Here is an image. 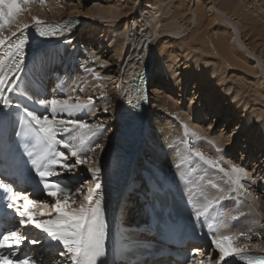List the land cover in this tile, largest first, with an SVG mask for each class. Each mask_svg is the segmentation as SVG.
Masks as SVG:
<instances>
[{"label": "rangeland", "instance_id": "1", "mask_svg": "<svg viewBox=\"0 0 264 264\" xmlns=\"http://www.w3.org/2000/svg\"><path fill=\"white\" fill-rule=\"evenodd\" d=\"M60 1H62L66 5L72 6V9L70 11H66V9L63 10L66 11L67 14H64L62 11H56L55 13H53L43 0H28L27 3H25L24 0H21V6L23 8L22 12H24V14L20 19L33 21V23L29 25V30L27 29L26 31H29L28 33L36 30V21H34V19L37 20L38 18L49 20L57 17H65L67 15L71 17V19L77 18L79 20H82L84 23H82L83 25L80 28L76 26V29L78 31L73 34L69 32V34L66 33L62 36L47 41L46 43H44V48L37 45L28 48L31 52L27 51L24 54L25 60L24 65L22 66L23 72L19 73L23 76V80L18 82L19 90L26 93L27 90H29L28 87L33 88V92L35 93L34 95L36 96V98L33 99V102L38 107H40V109H43L42 111L44 114H51V109L44 108L43 105L40 104L41 100L59 98L68 99L70 103H78V99L88 101L89 98H92L94 103V110L91 111L90 114L86 111L83 112L82 118L84 120L90 119L94 122L101 121L100 123L103 124V119H111L112 117H114L115 122L118 121L116 127L113 128L114 120L108 121L106 127H110H108V131L103 137H107L108 134L110 135L111 133H113V131L114 134H118L119 132L123 133L122 127H124L125 125L122 124L126 114L129 112V109L125 110V108H127L128 106V85L130 86L129 82L132 79V75L137 72V69L140 66V64L137 62V59H135V56L136 54H140V47L142 43L144 41H147L149 42L151 50L154 53V57L152 58L153 70L148 80L149 85L147 83L148 89L146 92L148 93L149 91L148 96L153 97L155 94H152L151 91L157 90V95L164 99V101L169 100L171 104H175L181 109V111H179L180 113H182L183 115L187 114L189 118H186V121H184L185 123L180 122L179 119L176 118V114H169V117L171 119L174 117L175 119L173 118V120H177L176 122L178 124L182 123L181 126H183L184 129L186 128L185 126H187L189 129H192L193 126L197 125L199 129L202 130V134H204L203 132L206 131L207 133L205 132V134L207 135L213 134L215 136L221 134L222 136H224V138H226L227 147L224 152L221 150L219 151V153L221 154L219 155V157H221L227 163L230 162V165L236 164L240 167H243L248 172V176L245 178V180H242V183L246 188H249L248 191L252 194V196H254L258 201L261 202V204L264 205V145L259 146L261 144L258 143L260 142L259 137H264V107L259 104L260 102L255 100L252 95L253 92L251 88H249L254 84L264 83V69H262V64H264V62L263 60L259 61L255 55L251 54V52L246 49L245 45L242 43L240 33L237 29L236 20H234V18H231L230 16H228V18H230L228 19L221 14V11L224 10L233 12L234 8L237 6L235 0H233V4L228 3L227 0H164L163 2H161L160 0ZM198 1L204 2L202 8L209 18V21H213L212 24L214 23L215 26L218 24L224 26V31L226 30L232 36L231 42L233 43L234 48L239 52L245 54L246 57L251 58L253 66L256 67L259 71L258 76L248 77L240 71H233L231 68H229V70L225 72H220V69L216 65L215 59L213 60V58L209 54H205L204 52H202L199 47L194 45L190 46V44H188L190 39L192 40V38L195 37V34L197 35L204 30L202 29L197 31L196 29L197 13L195 11V5ZM256 1V4L258 5L249 4V2L252 1L245 0L247 4L244 9V13L247 18H253L252 21H260L261 18L259 17H263L264 15V0ZM32 7H34L33 11L37 16H33L32 13L29 12L30 10H27V8L31 9ZM103 8L111 9L113 11V14L106 15L103 12ZM174 10H177L180 15H174ZM212 17H214V20H212ZM43 22V26L48 24L46 21ZM0 23H4V21L0 20ZM261 24L264 26V20L261 21ZM8 25L6 24V26ZM18 25L19 22H15L10 27H18ZM213 25L210 26L209 29L212 30V28H215ZM76 29L73 30L75 31ZM107 29H109V32L105 34L104 30ZM6 30L7 28L3 29L2 33H7ZM72 35L77 39L78 43L83 41L84 43H91L92 41L95 42L94 44L92 43L91 46L97 49L98 52L101 51L96 56V58L101 59L102 63L105 66H107L109 69L111 68V70H113V73L111 75H114L115 78L118 79V82L114 85V94L112 95V99L110 98L107 102L105 98L98 96L100 95L99 89L101 88V86L99 85V79H101L102 83V79H104L102 75L97 76L95 70H88V68H86L85 72H81L80 77L78 76L79 74L73 72L74 64H70L69 62L72 61L71 58H73V55L75 54V56H77V54L75 53L76 46L73 44L74 42H72L74 40L70 38ZM104 35H106L105 38L99 39L101 36L104 37ZM120 35H123L124 39V44L122 42L123 46L121 45V48L120 45L115 43L116 38ZM69 40L71 41V45L73 44V46L70 48V54L68 53L67 59V53L63 50L67 46H70ZM5 47H7V43L3 47H0V56L3 54V51H5ZM167 47H169V50L178 48L174 56L173 54L169 55V57L171 58L172 56L176 58L174 59V63H172L173 72L171 71V68H169V72L168 70L165 71L163 67H160L159 57L162 54V50ZM63 53V57L66 59V62H63L64 60L61 57ZM4 61H1V63ZM14 61H17V58H14V60H12L9 65L10 68L9 66L6 67V73L11 74L9 70L14 67ZM47 61H50L48 72L44 70V64L46 65ZM55 61L57 63H55ZM38 67L39 70L37 72ZM144 69H147V67L145 66ZM175 76L176 80H174ZM90 82H93L94 85H92V83ZM35 86H37L36 92L34 91ZM220 88L221 90L219 91ZM216 90L219 94H215ZM40 92L42 93L40 94ZM211 97H214V99L216 100L220 98V100H218L217 104L214 105V101H210ZM115 98L117 101L115 100ZM226 99L227 101L224 106L223 103ZM108 104V108L110 107L111 110L108 114H102V112L104 111V107H106V105ZM152 106L153 100L150 99L151 110H149V123L151 120L150 116L153 115L156 111V109L155 111H152ZM112 107H115V109H113ZM96 110H98V113L96 112ZM135 110L136 109H133L132 111ZM135 113L137 112L135 111ZM66 117H68L67 114H61L60 116H57L56 119L60 120V118L65 119ZM200 117H203L205 119V122L201 121ZM231 118L232 121L230 120ZM241 119L244 122L243 124L246 125L245 128H242ZM188 120L192 125L189 124L190 122H188ZM151 122L155 123V126L156 124L160 123L159 121L158 123L157 121L154 122V120H151ZM204 124L206 125V128H203ZM257 124L258 127L253 135L254 139L252 138V140H250L251 135H247L246 131L248 130V128H250V126ZM240 128H242V130H240ZM122 133H120V136L118 134L119 139L121 138ZM110 137L111 136H109V138ZM139 137L140 140L137 144V150L131 158L132 160L130 164L127 166L130 172L128 179H126V183H130L129 186L131 185L132 187H134L133 181L136 180V182L139 183L140 189L143 187L142 182L146 177L143 175V171L147 172V170L143 168L142 163L145 161L146 166L150 170L152 169V167L148 164L146 158H144L143 156L147 155L146 153H148V151L146 152V149H156V145L153 144V140L146 137L145 132L143 133L142 137L141 135ZM109 138L107 139L109 140ZM186 138L188 139V146L190 147L189 149L191 151L200 149L206 157L214 159L215 154L213 152L215 151V149L211 151L209 147H204L201 145L202 141L207 143L206 139L200 137L196 139L195 144L194 140L187 137V135ZM119 139H117V145L120 143ZM122 139L124 140L125 138L123 137ZM91 140L92 139H90L89 141ZM103 140L104 139H101L99 140L98 144L97 142L95 144L100 146ZM140 142L142 143L141 151L139 153V157H137L138 159H136ZM97 145L95 146V148L97 147ZM117 145L115 146V152L117 151ZM93 146L91 145L90 147L93 148ZM101 153L102 149L100 148L94 154L95 160H97L99 163L102 162L99 161L102 159ZM190 155L192 156V154ZM192 157L193 161H197L196 167L193 168L187 164L177 166L182 167L184 170H187V175L190 179L189 182H181V180H183L182 176H180L181 178L177 176V178L175 177L174 179H172V181L175 182L176 185H178L182 192L188 194L186 192L188 190L189 192L194 193V195L197 194L198 196H200L202 202L198 201L200 203L199 205L206 206L209 205L210 202H206L207 198H202V192H204L207 196L206 185L209 184V179L205 176L204 179L201 180L203 182L206 181V185L202 187L203 191H199L194 181H197L196 178H198V174L200 176V171L198 170H203L204 167H210H207V165L203 164V162L200 161L195 155ZM221 166L228 165H225V163H221ZM93 167L96 166L94 165ZM224 168L226 169V167ZM154 174L152 171L153 176ZM159 177L161 176L158 175L151 179H157ZM77 178L82 182L90 181V183L85 184L86 186L84 185L83 191L85 194L87 193L89 187H94L95 185V180L92 179L90 173L87 171V165H85V170H82L81 168L80 171L77 172ZM79 191L77 192V195L79 194ZM223 191L224 193L219 197H221V201L223 200L225 202L228 197H231L233 191L231 189V186H225ZM197 195H195L194 197H198ZM82 199L83 197L80 196L77 200V203L74 204L73 207H78L79 202ZM240 203L241 201H238V203L225 202V206L226 204H229L228 212L229 214L231 213L228 217L229 223L233 222L236 219H240H235V215H233V213H235L237 216H241V221L243 222V225H241V231H244L245 233L251 230L253 228V226L251 227V225L254 224H245L250 218V213L247 212L245 208L243 209V204ZM121 204L122 201L119 202V204L116 206L120 207ZM211 204L217 205L213 203ZM125 205H123V207H126ZM125 212L126 213L122 215L124 224L122 225V227H124L128 235H132V232L138 234L140 232V229L139 226L134 227V225L136 224L132 221L134 219L132 216L133 214H131L130 216V214L127 213V208ZM238 221L240 222V220ZM229 223L227 224L228 232L232 234H235L236 232L240 233V231L237 230L239 228H234ZM236 226H239V224H237ZM261 229H259V231H256V233L258 232L257 235H261ZM262 242H264V239L262 240ZM253 243L254 242H251V244ZM211 249L212 251H214L215 247H212ZM218 259L219 256L217 252H215L212 260L213 262L205 261L201 264H215Z\"/></svg>", "mask_w": 264, "mask_h": 264}, {"label": "snow or ice", "instance_id": "2", "mask_svg": "<svg viewBox=\"0 0 264 264\" xmlns=\"http://www.w3.org/2000/svg\"><path fill=\"white\" fill-rule=\"evenodd\" d=\"M24 2L27 3L28 0H24ZM22 11L21 0H0V20L4 21V23H0V33H2L5 24L14 20ZM43 24V21L36 20L35 29L41 37L55 35L59 30L45 28ZM28 28V24H23L17 28L19 36H17V32L12 33L18 43L14 45V53L10 54L17 55L18 59L14 61V67L9 70L11 74L6 73L5 66L0 64V168L4 166L6 160L13 158L12 145L14 142L19 143L16 138L20 137L22 133L17 129L9 134L8 129L16 128V125L22 123V118L19 115L22 113L38 126L37 139L43 146V152L35 157L31 152H28L27 158H24L22 153V163L15 165L13 174L17 175L21 181L27 182L28 176L24 169L34 170L39 182L42 183L43 191L46 192L47 197L52 198L53 203L49 213L38 211L34 216L29 205L36 209H49V204L41 202L38 198H30L27 192H18L11 186L0 182V188L4 189L6 193L2 198L4 211L0 215L4 219L9 216L15 217L18 225L31 226L33 229L39 230L48 242V247L58 246L60 250L57 256L66 258L71 264H115L112 259L113 254L107 247L108 225L103 207L102 166H92L99 163L89 154H94L96 148L85 150V140L102 138L110 126L90 124L83 119H56L61 114L71 116L72 113L85 111L90 114L94 110L92 98L80 103H70L68 99L59 98L41 100L40 104L46 109L50 108L51 114H38L35 110H29L27 106L16 102L17 99L31 102L30 97L19 92L18 83L23 80V76L19 73L23 72L25 46L28 43L25 32ZM11 39L12 37L0 35V47H3ZM9 47L12 48L13 45L9 44ZM6 93L10 95H6ZM143 99L147 101L148 97L144 96ZM13 109L15 111H12ZM104 111L107 112L108 109ZM73 131H76L78 135L72 136ZM65 135L70 136V139L63 138ZM191 135L197 136L198 134L191 133ZM77 139L79 143L75 142ZM57 146H62L67 151L58 150ZM98 147L99 145H97ZM194 155L211 169L223 173L233 192L252 195L241 182L248 176V172L243 167L233 164L228 170L222 167L218 160L206 157L201 151H195ZM83 165H87V171L95 180V185L89 187L86 194L83 188L90 181L77 185L80 191L76 199H73L76 187L62 185L58 181L53 182L52 178L62 177L66 173L75 180L76 169ZM209 184L214 188L217 187L212 181H209ZM80 196L83 199L79 202V206L73 207ZM219 203L220 199H217L216 204ZM212 206L209 203L203 211L196 212V218L207 217ZM244 235H246L244 232L227 235L212 234L211 243L217 249L219 260L223 264H227L229 257H238L240 260L246 261V264H264V256L252 257L244 253V249L248 247L247 244L243 247L236 246V241ZM248 239H251V236H248ZM25 240H29V238L27 235L22 236L17 228L7 231L0 230V264H37V261L33 260L31 256L17 255L18 251H22L20 246ZM29 243L37 245L40 244V241L31 239ZM194 251L199 252V249ZM40 264H44V261L41 260Z\"/></svg>", "mask_w": 264, "mask_h": 264}, {"label": "bare ground", "instance_id": "3", "mask_svg": "<svg viewBox=\"0 0 264 264\" xmlns=\"http://www.w3.org/2000/svg\"><path fill=\"white\" fill-rule=\"evenodd\" d=\"M43 1L45 2V4L48 5V8L53 13H55L56 11H62L64 14H67L66 11H68V10L70 11L72 9V6L66 5L60 0H43ZM160 1L163 2L164 0H160ZM227 1H228V3L233 4V0H227ZM235 1L237 3V6L234 8L233 12H231L229 10H224V11H221L222 12L221 14L227 18H228V16H230L231 18H234V20H236V26H237V29L240 33L242 43L245 45L246 49L249 52H251V54L256 56V58L259 61L263 60V62H264V26L261 24V21L264 20V15H263V17L262 16L259 17V18H261L260 21H252L253 18H247V16L244 13L245 12L244 9H245L246 4H247L245 2V0H235ZM251 1L252 2H249V4H256L257 3L256 0H251ZM203 4H204L203 1L196 2V5H195L196 10L195 11L197 13V19H196L197 28L196 29H197V31L202 30V29H204V30L202 32L198 33L197 35L195 34V37H193L192 40L190 39L188 44H190V46L194 45V46L199 47L202 50V52H204L205 54H209L213 58V60L215 59L216 65L220 69V72H225V71L229 70V68H231L233 71H240L241 73L245 74L248 77L258 76L259 71L256 67L253 66V64L251 62V58L246 57L245 54L239 52L238 50H236L234 48V45L231 42L232 36L226 30L224 31L225 27L220 25V24L215 26L214 23H213L214 25L212 24L213 21L212 22H211V20L209 21V18L207 17V15L205 14V11L202 8ZM256 5H258V4H256ZM261 6H262V4H261ZM33 8L34 7H32L31 9L27 8V10L28 11L30 10L29 12L32 13L33 16L34 15L37 16L36 13L33 11ZM64 9H66V11H63ZM103 12L106 15L113 14V11L109 8L104 9ZM173 13L176 16L179 14V12L177 10H174ZM23 14H24V12H21L14 20H12L10 23H8L9 25L7 24L8 26H6V24H5L4 29L7 28V30H6L7 33H0V35L12 37V39L7 43V47H5L6 48L5 51H3V54L0 56L1 57L0 58V64H3L5 66V69L7 66L10 65L12 60H14V59H11L10 55H8L11 53L9 51H12L15 43H18V40L16 39V37L12 36V33L18 32L16 28L22 26L23 24L30 25L33 23V21H31V20L20 19ZM213 18L214 17H212V20H214ZM38 19L40 21H46L48 23L47 25H49V24L52 25V24H54V22L63 21V25H61V31L57 32L55 35H51V36H47V37H43V38H36V39L28 41V43L25 46L26 49H28L29 47L31 48L34 45L43 47L44 43L52 40L53 38L62 36L66 33L69 34V32H71L73 34L76 31H78L76 29L77 28L76 26H78L80 28L83 25L82 23H84L82 20H79L77 18L71 19V17H69L67 15L65 17H57V18H53V19H49V20H43L42 18H38ZM65 19H69V20H65ZM228 19H230V18H228ZM34 21H36V19H34ZM15 22H19L18 27H10ZM211 24L215 27V28H212V30L209 29V27L212 26ZM45 26H43V27H45ZM73 29H76V30L74 31ZM28 32H25V37H26ZM108 32H109V29L104 30L105 34H107ZM18 33H17V36L20 35ZM195 33H196V31H195ZM105 36L106 35H104V37L101 36L100 38L98 36V38L103 39V38H105ZM21 38L23 39L24 37H21ZM70 38L74 40L72 42H74L73 44L76 46L75 53L77 54V56H75V54H74L73 58H71L72 61L69 62L70 64H74L73 72H76L77 74H79L78 76L80 77L81 72H83V71L85 72L86 68H88V70H95L96 74L99 73V75H102V77L104 78V79H102L103 83L101 82V79H99V85L101 86V88L99 89L100 95H98V96L105 98L106 102L110 98L112 99V95L114 94V92H113L114 91L113 90L114 85L118 82V79H116L114 75H111L113 73V70H111V68L109 69L107 66H105L102 63L101 59L96 58V56L101 51L98 52L97 49H95L94 47L91 46V44L92 43L94 44L95 42L92 41L91 43L90 42L84 43V41H83V42L78 43L77 39L73 35ZM123 40H124L123 35H120L116 38L115 43L120 45V48H121ZM77 43H78V45H77ZM9 44H12L13 47L10 48ZM73 44L71 45V41H70V46H67L63 50L64 52L66 51V53H67V59H68V53L70 51V48L73 46ZM123 44H124V42H123ZM168 48L169 47L162 50V54L159 57L160 67H163L165 69V71L168 70L169 72H170L169 68H171V71L173 72L172 63H174V61H175L174 59H176L173 56L175 55V52L178 50V48L171 49L173 51L169 50ZM179 49H181V48H179ZM170 54H173L172 58L169 57ZM63 55H64V53L61 56L62 59L64 60L63 62H66V59L63 57ZM153 57H154V53L151 50V46H150L149 42L144 41L140 47V54H138V55L136 54V56H135V59H137V62L140 64V66L137 69V72H135L132 75V79L129 82L130 86L127 84L129 87V90H128L129 97L127 99L128 100V106H127V108H125V110L129 109V112L126 114L125 119H124L123 124H122V125H125L127 123L126 117L129 115V113L133 109H136L135 110L137 112L136 114L141 116V120H140L141 126L139 127V130H138L137 135H136V137H137L136 143L138 144V141L140 140L139 136L141 135V137H142L143 133L145 132L146 137L153 140L154 141L153 144L156 145V149H150V148L146 149V152L148 151V153H146L147 155L143 156V153H142V156L144 158H146L148 164L152 167V169L150 170L146 166L145 161L142 163L143 168L147 170V172L143 171V175L146 176L145 179H151V178H154L158 175H160L163 178H167V179H174L175 177L177 178V176H182L183 180H181V182H186V183H187V181L189 182L190 179H189V176L187 175L188 174L187 170H184L182 167H177V166L187 164L193 168L196 167L197 161H193L192 156H194L195 151H197V150L201 151V150L195 149L194 151H191L189 149L190 147L188 146V139L186 138V135L190 139L194 140L195 144H196V139H198L200 137H202L203 139H206L207 143L202 141L201 145L204 147H209V149L211 151L213 149H215V151L213 152L215 154L214 160H218L220 162V164L225 163V165H228V166H222V167H226V169L230 170V168H231V165L229 164L230 162L227 163L221 157H219V155H221L219 153V151L221 150L224 152L226 147H227L226 138H224V136H222L221 134L215 135V136L213 134L207 135V134H205L206 131L203 132L204 134H202V130L199 129V127L197 125L193 126L192 129H189L188 127H186L184 129L183 126H181L182 123L178 124L176 122L177 120L176 121L173 120L174 117L172 119L169 117L170 116L169 114H176V116H177L176 118H178L180 122H184V121H186V118L187 119L189 118V116L187 114L183 115L182 113H180L179 111H181V109L178 106H176L175 104H171V102L169 100L164 101V99H162L160 96L157 95L158 94L157 90L151 91L152 94H155L153 97L148 96L149 91H148V93H146V89L144 90V87L149 82L148 81L149 77L152 74V70H153L152 58ZM47 60H48V58H47ZM1 61H4V62L1 63ZM49 63H50V61L49 62L47 61L46 65L44 64V70L46 72H48ZM55 63H57V62L55 61ZM145 66L147 67V69H144ZM9 68H10V66H9ZM75 69H76V71H75ZM262 69H264V64H262ZM140 77L142 78V82H140L138 80V78H140ZM174 78H175L174 80H176V76ZM90 83H92V85H94L93 82H90ZM148 85H149V83H148ZM28 88H29V90H27L26 93L24 91H20V90H19V92L23 93V95L26 97H30L31 101H34L33 99L36 98V96L34 95L35 93L33 92V88H31V87H28ZM249 88H251V90L253 92L252 95L255 98V100L260 102L259 104L264 107V83H262V84L257 83V84H254L252 87H249ZM220 90H221V88L219 89V91ZM215 92H216L215 94H219L217 90ZM144 96H147L148 99L145 102V109L142 110L141 107H142V104L144 101V99H143ZM150 99L153 100L152 111L153 110L155 111V109H156L154 114L150 116L151 117L150 119L152 121L154 120V122L157 121V123H158V121L160 122V123L156 124V126H155V123L151 122V120H150V123L148 121L149 114H150L149 110H151ZM115 100H116V98H115ZM218 100H220V98H218L216 100V99H214V97H211V99H210V101H214V105L217 104ZM192 101H194V100H192ZM226 101H227V99L223 103L224 106H225ZM80 102H86V101L78 99V103H80ZM26 103L28 104V100H26ZM108 106H109V104L106 105V107H104V110L108 109V111L107 112L103 111L102 114H104V113L108 114L109 113L111 108L110 107L108 108ZM112 108L115 109V107H112ZM39 109H40V107H39ZM40 110L42 111L43 109L41 108ZM214 110H216V109H214ZM135 111H132V112L135 114ZM96 112L98 113V110H96ZM82 113L83 112L73 113V114H71V116H69L67 114L68 117H66L65 120L70 119V118L83 119ZM147 114H148V116H147ZM218 115H220V114H218ZM112 120H114V117H112L111 119H106V118L103 119V125L105 124V126H106L107 122L112 121ZM230 120L232 121V118ZM85 121L89 122L90 124H101L100 123L101 121L100 122L99 121L94 122V121H91L90 119L85 120ZM201 121L205 122V119L202 117ZM117 122L118 121L115 122V120L113 121V128L116 127ZM188 122H190V121L188 120ZM243 123L244 122L241 119L242 128L243 127L245 128L246 125H244ZM136 124H137V117H133L130 120V122H128L127 126H129L130 130H132ZM189 124H191V122ZM186 125H188V124H186ZM257 127H258V124L252 125L246 131L247 135L248 134L251 135L250 140H252L253 135H254ZM203 128H206L205 124L203 125ZM242 128H240V130H242ZM125 130L126 129H124V131ZM124 131H123V133L122 132L118 133L119 136H120V133H122L120 139L118 138L119 137L118 134H114V131H113V133H111L110 135L108 134L107 137L92 139L93 140V141L91 140L92 142L89 141L90 139L85 140V150H86L87 147L91 148L90 147L91 145L92 146L94 145L93 148H95V146L99 143V140L104 139L102 144L98 148L96 147V151H95V153H96L98 149H100V148L102 149V153H101L102 159L99 160L102 162L98 163V164H93V166L94 165L95 166H102V182H103V185L108 184L110 182L111 175L112 174L114 175L113 178L116 179V186H115L116 191L115 192L117 194V200H115L113 202V206H116L119 204V202H121V197H122L123 192L126 190V187H127L126 179H128L129 172H130L128 170V168L126 167L125 173L120 176V172L113 171V169H112V167L114 165V161H115V153H116L115 152V146L117 145L116 142L118 141L117 139H119L120 141H123L122 138L126 137ZM127 131H128V129H127ZM139 132H140V135H139ZM191 133H197L198 135L192 136ZM76 135H78V133L76 131H73L72 136H76ZM109 136H111V137L109 138ZM107 138H109V140ZM66 139H70V137L66 138ZM259 140H260V142H258V143L261 144L259 146L264 145V137H262V136L259 137ZM141 141H143V140H141ZM75 142L79 143V140L77 139ZM89 142H91V143H89ZM96 142H97V144H95ZM137 144H136V150H137ZM141 145H142V143L140 142L139 151L136 155V159H138L137 157H139V153L141 151ZM65 151H67V150H65ZM94 154L93 153L90 154L93 156V159H95ZM190 154H192V156ZM133 155L131 156V158L133 157ZM131 158H130L127 166L130 164V162L132 160ZM72 159H74V158H72ZM70 162H71V160H69V163ZM108 163H109V165H108ZM173 167H177V168H173ZM81 168H82V170H85V165L79 166L76 169V172L80 171ZM181 169H183V170H181ZM152 171H153V174L155 173L154 176L152 175ZM198 171H200L199 172L200 176L198 174V178H196L197 181H194V183L198 187L199 191H203L202 187L206 185L205 184L206 181L205 182L201 181L204 179L205 176L209 179L208 181H212L214 184L217 185V187H215V188L212 187L210 184L206 185L207 186V191H206L207 196L204 192H202V196H203L202 198H205V199L207 198L206 202L216 204V200L220 199L219 204H221V203L224 204V207L226 208V211L228 214L229 204H226V206H225V202H237L238 203V201H241V203L243 204V209L245 208L247 210V212L250 213V218H249L248 222L245 224L248 225L250 223H253L254 225H251V227L253 226V228L252 229L250 228L251 230L245 232L246 235L241 236L240 239L238 241H236V246L243 247L245 244H247L248 247L245 248L244 251L264 253V242H262V240L264 239V234H263L264 233V205L261 204V202L258 201L256 198L253 199L254 196L244 195L242 192H233L231 194V197H233V198L228 197V199H226L225 202L223 200L221 201V197H219V196H221L224 193L223 189L225 188V186H230V184L228 183L227 177H225L223 173L212 170L211 168L204 167L203 170H198ZM63 175L69 177V175L66 173ZM133 182H134V184H133L134 187L138 188L139 183H137L136 180ZM140 182H141V177H140ZM246 183H248V182H246ZM247 189L249 190L248 187H247ZM78 191H79V189L73 195V199H76ZM184 191H186V190H184ZM186 192L189 195H193V193H189L188 191H186ZM206 206H208V205H206ZM206 206L205 205L204 206L199 205L200 209H202V210H204V208ZM230 214H228V217ZM233 215H235V219L240 218V222L237 223V224H239V226H236L237 224H233V222H230V223H229V221H227V222L229 224H231V226H233L234 228H239L237 230H239L240 232H244V231H241L242 230L241 225H243V222L241 221L242 220L241 216H237L235 213H233ZM132 221L136 224V225H134V227L139 226L140 231L146 229L145 224L140 219L136 218V219H133ZM227 222L225 223V229L226 230L228 228ZM122 228H124V227H122ZM259 229L262 230L261 235L260 234L257 235L258 232L256 233V231L257 230L259 231ZM138 234L132 232L131 236H137ZM227 234H232V233H230L228 231H225L224 234L222 233V235H227ZM248 236H251V239H248ZM142 238H144V237H142ZM251 242H254V243L251 244ZM249 244H251V245H249ZM213 252L215 254V252H217V249L215 248ZM158 264H160V263H158Z\"/></svg>", "mask_w": 264, "mask_h": 264}]
</instances>
